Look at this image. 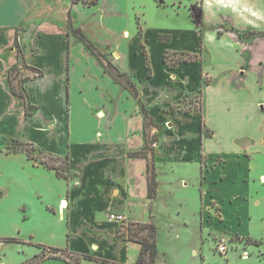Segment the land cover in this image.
<instances>
[{
  "label": "crops",
  "instance_id": "0c3cea01",
  "mask_svg": "<svg viewBox=\"0 0 264 264\" xmlns=\"http://www.w3.org/2000/svg\"><path fill=\"white\" fill-rule=\"evenodd\" d=\"M208 1L213 4L209 7L214 13V24L207 20ZM126 7L127 0H96L91 5L73 0H0V157L21 152H8L12 142L31 144L53 157L68 156V179L57 177L41 164L34 165L37 174L54 185L50 187L43 181L37 187L44 209L52 210L57 223L64 224L65 250L116 264H134L141 246L126 240L127 226L109 222L107 214L119 213L134 226L152 225L156 230L154 202L159 198L168 202V198L158 194L157 164L171 169L174 164H196L201 184L209 173L201 171V159L206 155L202 149L204 141L213 136L202 134L197 115L168 113V107L199 90L203 92V113L206 97L208 106L213 103L219 115L231 106L236 108H230V113L239 110L240 102L245 105L242 113H249V120L230 117L225 121L244 137L255 131L252 125L258 116L257 106L264 112L263 0H201V28L194 25L188 29H143L137 23L131 33L122 26ZM223 10L232 15L229 24L216 16ZM82 15L105 35L103 45L87 33L83 22L77 21ZM68 24L80 30L107 61L129 78L138 99L104 71L83 42L68 34ZM205 26L210 29L205 30ZM250 32L261 35L246 39L243 35ZM160 34L170 35L169 42L159 43ZM17 45L26 65L41 73L33 78L37 73L27 69L28 78L21 82L12 77L14 90L22 85L27 103L35 107L31 117H25L24 102L13 95L8 81V73L17 62ZM201 47L202 53L208 51L210 56L208 65L204 58L180 63L174 69H168L163 62L165 52L198 53ZM204 77L211 84L204 85ZM247 91L260 93L257 103L248 100ZM91 95L95 104L87 102ZM164 96H170V100L162 102ZM141 104L153 125L145 124ZM154 136L158 140L151 145L153 155L148 152L147 158L130 157ZM244 157L250 161V157ZM149 161L153 163L157 184L152 199L147 197ZM186 178L181 176L180 187ZM199 190L201 205L194 214L198 229L208 227L213 233L217 226L219 233L225 234L228 230L224 207L209 191ZM211 202L220 209L221 221L209 207ZM121 234L126 236L120 237ZM140 236H145L144 232ZM256 248H260V243ZM191 253L197 255L195 251ZM200 259L203 264L202 254ZM55 260L58 259L42 262ZM80 262L102 264L84 259Z\"/></svg>",
  "mask_w": 264,
  "mask_h": 264
},
{
  "label": "rangeland",
  "instance_id": "374dc122",
  "mask_svg": "<svg viewBox=\"0 0 264 264\" xmlns=\"http://www.w3.org/2000/svg\"><path fill=\"white\" fill-rule=\"evenodd\" d=\"M211 4L208 1L207 20L208 23L214 24L215 18L211 17L214 13L209 7ZM198 7H201V0H127L122 26L130 33L135 30L137 23L143 29L193 28L195 24L190 11L193 10L194 19L199 20ZM122 9L125 10L123 5ZM228 12L223 10V14L216 16L223 17L225 23L229 24L233 18ZM77 21L83 22L87 33L97 40L99 45H103L105 35L97 31L98 29L90 24L84 15ZM204 29L210 28L205 26ZM229 37L233 36L229 34ZM254 37L249 35L246 39ZM207 53L208 51H205L202 53L203 57L201 55L205 65H208L210 60ZM80 69L77 68L79 71ZM27 75L29 72L22 65L12 71L13 79L18 82L28 78ZM36 77L40 76L38 74L33 76ZM246 93L249 95L248 100L253 101V104L261 97L257 91ZM93 97V95L87 97V102L95 104L96 100ZM202 98L197 94L188 95L184 98L183 110H196L203 106ZM167 100H170V96L161 97L162 102ZM262 101L264 102V95ZM204 102V122L208 123V129L214 133L210 140L204 141L202 149L206 155H203L201 171L203 174L209 171L206 179L200 183V171L196 164L185 167H176L174 164L173 169L157 164L158 194L168 198V202L159 198L153 205L152 215L155 217L156 228L154 237L158 250L155 264H201L200 254L203 256V264H264V112L257 106L258 116L253 120L255 125H252L255 131L244 137L233 127L230 129L225 119L231 117L235 120L248 121L249 113H242L246 110L245 105L239 102L237 104L239 110L230 113L233 110L229 111L230 108H236L231 106L227 111L223 109V114L219 115L213 103L208 106L209 98L206 97ZM157 140V137L149 140L148 148L153 149L151 145H155ZM25 149L35 160L28 157ZM7 150L21 152L0 157V264H33L38 260L37 256L52 257L53 254L38 248L37 245L44 248H62L65 251L56 255L66 262L55 260L39 264L73 262L75 257L68 255V251L64 249L65 226L57 223L56 213L44 209L45 205L37 189L43 181L50 187L54 185L40 177L34 168L41 160L55 165L63 164L54 161L37 148L24 145V142H12ZM149 153L152 154L151 150ZM244 155L250 157V161ZM224 162V165L219 166ZM212 163L219 165L214 167L211 166ZM149 164L152 166V161H149ZM183 174L188 176V179L186 178L183 187H180L179 181ZM199 188H202L203 193L209 191L214 200L224 207L223 218L228 230L225 234L219 233L220 229H217V226L213 227V233L208 227L200 231L194 222L195 210H199L201 205ZM209 207L221 221L222 214L218 206L211 202ZM126 226L137 229L134 224L128 223ZM141 232H144L149 241L151 240V233L148 230L140 231L134 237H139ZM125 236L126 234H121L120 237ZM258 239L262 240L257 241ZM221 243L226 246L225 253L218 252V245ZM257 243H260L259 249L256 248ZM193 251L197 252L196 256H193L194 253L192 255Z\"/></svg>",
  "mask_w": 264,
  "mask_h": 264
},
{
  "label": "trees",
  "instance_id": "16d2710c",
  "mask_svg": "<svg viewBox=\"0 0 264 264\" xmlns=\"http://www.w3.org/2000/svg\"><path fill=\"white\" fill-rule=\"evenodd\" d=\"M73 1L74 2H82L84 4H90V5L96 3V0H73ZM190 14L193 18V23L195 24V26L197 28H201V26H202V21H201L202 9H201V7H198L199 20L194 19L193 10L190 11ZM68 34L74 36L75 38H77L78 40L83 42L85 44V46L87 47V49L91 52V54H93L101 62L104 71L106 73H108L115 82L121 84L123 87L128 89L130 91V93L133 95V97L138 99L137 91L135 90V87L133 86V84L130 82L129 78L124 73H120L109 61H107L99 53V51L94 47V45L92 43H90L84 37V35L81 33L80 30L73 29L70 26V24H68ZM245 35L246 36H249V35L260 36L261 34L250 32L248 34L243 35L246 38ZM169 40H170V35H165V34L158 35L159 43H167V42H169ZM16 47H17V62L15 64V66L12 69H10V71L8 73V81H9L10 89H11V92L13 93V95L22 99L24 102L25 117H31L32 111L35 110V107L27 103L26 97L23 93V86L20 85L18 91H15L13 86H12V71L13 70H15L20 65H22L26 69H32L26 65L24 57L22 55V52H21L19 46L17 45ZM201 53H202V47L198 53H190V52H184V51H182V52H165L163 55V62L168 69H174L180 63H193V62L201 61ZM144 58L147 62V72H148V76L150 77L151 69H150V64L148 62V57H147L145 52H144ZM32 70L35 73H37L39 76H41V73L36 72L34 69H32ZM203 84L209 85V84H211V80L204 77L203 78ZM196 94L198 96H201V98L203 96L202 90L197 91ZM183 103H184V99L177 101L175 104L170 105L168 107L167 112L172 113V114L183 113V114H187V115H190V114L197 115L200 119V129H201L202 134L205 137H212L213 133L210 129H208L206 127V124H205L204 119H203V106H199L196 110H190V109L189 110H183V108H182ZM141 111L144 115L145 124L150 123L151 125H153L150 116L148 115L147 111L143 108L142 104H141ZM165 125H166V123H165ZM154 138H156V137H154ZM20 143H22V142H20ZM24 145L32 146L31 144H28V143H24ZM148 145H149L148 142H146L144 147L140 151L130 154V157L147 158V154H148L149 150H151L152 155H153V149H149ZM32 147H34V146H32ZM15 151L16 150H14L12 152H15ZM24 152L27 153V155L30 159H33L32 157H30L28 150L25 149ZM48 156H50L51 159H54V161H56V162L60 161V163L63 165L62 166L61 165H55L54 163H50L46 160H41L38 163L43 165L45 168H47L49 170H53L57 177L62 178V179H68V173H67L68 172V156H65L63 159H61L59 157H53L51 155H48ZM33 160H35V159H33ZM201 160H203V159H201ZM147 172L149 174L147 197H148V199H152V198H154V196L156 194V189H157V184L155 182L154 166L153 165L150 166V164H149V166L147 168ZM136 228L137 229L128 228V232H127V236H126V238H127L126 240L137 242L141 246L139 256H138V258L134 264H155V259L157 256V246H156V240L154 237L155 236L154 227L152 225L137 224ZM144 230L150 231V233H151V240L150 241L147 239L146 236L134 237L137 234H139L140 231H144ZM257 244H259V243H257ZM37 247L42 248V250H48V252L53 254V255H52V257H47V258H45L44 256H42V257L37 256L36 259H38V260L36 261V263L34 262L33 264H39L43 260L50 259V258L58 259V260H62L64 262H66L64 259H62L56 255V254H63V253H65V251H63L61 249H57V248H44V247L39 246V245H37ZM67 254L72 256V257H75L74 261L69 263V264H80L81 259L88 260V261H94V262L102 263V264H116V263H113V262L108 261L106 259L94 258V257L89 256V255H77V254L72 253V252H68Z\"/></svg>",
  "mask_w": 264,
  "mask_h": 264
},
{
  "label": "built area",
  "instance_id": "2783aa9c",
  "mask_svg": "<svg viewBox=\"0 0 264 264\" xmlns=\"http://www.w3.org/2000/svg\"><path fill=\"white\" fill-rule=\"evenodd\" d=\"M62 205H60V208ZM107 220L109 222L115 223V224H119V225H127L128 222L125 219V217L122 214L119 213H114V212H110L107 214ZM218 252L220 253H225L226 252V246L224 245V243H221L218 245Z\"/></svg>",
  "mask_w": 264,
  "mask_h": 264
},
{
  "label": "bare ground",
  "instance_id": "6f19581e",
  "mask_svg": "<svg viewBox=\"0 0 264 264\" xmlns=\"http://www.w3.org/2000/svg\"><path fill=\"white\" fill-rule=\"evenodd\" d=\"M264 178V177H263Z\"/></svg>",
  "mask_w": 264,
  "mask_h": 264
}]
</instances>
